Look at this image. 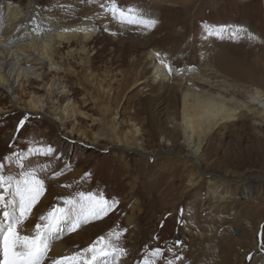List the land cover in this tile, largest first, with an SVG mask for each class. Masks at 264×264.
<instances>
[{
  "label": "rangeland",
  "instance_id": "rangeland-1",
  "mask_svg": "<svg viewBox=\"0 0 264 264\" xmlns=\"http://www.w3.org/2000/svg\"><path fill=\"white\" fill-rule=\"evenodd\" d=\"M0 2L23 11L33 4L34 10L25 16L28 27L34 28L33 19H39L50 22L55 32L86 26L96 31L85 44L77 39L62 42L54 56L60 71L65 70L59 75L71 100L87 115L86 120L76 121L78 128L87 131V140L76 134L65 137L48 119L49 109L28 110L25 102L38 86L35 80L16 89L19 106H13L0 90V109L8 110L0 115V158L12 156V162L0 161L5 163L4 174H19L13 153H27L38 146L55 149L53 156L32 155L25 161L26 169L49 166L38 173L47 191L22 229L26 234L32 233L41 215L54 206L62 207L63 199L80 192L103 193L109 201L119 202L103 219L57 240L66 249L50 258L71 255L99 236L126 230L114 241L128 251L121 264L152 260L151 249L156 247L165 252L155 264L168 260L175 264H264V140L251 131L249 121L240 118L211 135L195 161L185 157L190 151L180 137L172 146L153 136L150 128L156 122L170 134L177 133L169 118L179 82L201 88L199 78H206L213 92L226 89L228 95L252 88L251 82L225 76L222 68L233 64L256 68L258 76L264 72V0H115L121 8H139L158 21L151 30L120 25L106 15L100 5L109 7L110 0ZM210 29L219 36L210 35ZM248 35L255 38L250 42ZM149 52L159 53L158 58L172 66L166 81L152 79ZM181 70L190 73L178 79ZM45 73L44 82L49 83L53 74ZM256 85L264 90V83ZM25 117V126L16 133ZM92 118L104 121V131L118 123L119 135L131 132V123L135 124L143 147L139 151L124 145L129 150L123 151L111 148L107 141L91 143L92 133L103 128L93 126ZM61 170L63 175L50 178ZM85 173L91 175L85 177ZM191 175L192 186L188 183ZM176 240L183 242L181 247H173Z\"/></svg>",
  "mask_w": 264,
  "mask_h": 264
},
{
  "label": "bare ground",
  "instance_id": "bare-ground-1",
  "mask_svg": "<svg viewBox=\"0 0 264 264\" xmlns=\"http://www.w3.org/2000/svg\"><path fill=\"white\" fill-rule=\"evenodd\" d=\"M29 10H34L33 4H29L26 11H23L18 7H11L0 2V90L10 98L13 106H19L21 100L15 92L16 89L23 83H28V80H35L38 86L34 87L33 90L36 92L31 91L28 100L25 102L28 110L49 109L50 117L48 119L58 126L59 132H64L65 137L76 134L80 140H87V131L78 128L76 122L77 119L86 120L87 115L71 100V95L66 90L62 76L59 75L65 70L60 71V66L54 62V56L59 53L58 50L61 48L62 42L77 39L85 44L94 36L96 31L83 30L91 28L86 26L80 28L81 30L74 27L72 31L55 32L50 22L33 19V24L38 28L37 31L28 27V20H25ZM21 13L23 15H20ZM148 57L149 65L152 68V79L158 82L166 81L168 73L161 63V59L154 52H149ZM255 69L234 66L233 64L222 68L225 76L252 83V88L248 91H242L244 93L241 94L228 95L226 89L213 92L211 84L207 83L209 80H204L206 78H199V85L204 86L201 88L184 87L179 82L177 84V102L174 103L173 115L169 118L172 129L177 130V133L172 135L161 128L159 123L151 122V134L155 137L164 138L167 142L170 141L172 146L176 143L177 137H180L190 151L189 156L186 155L185 157L191 161L197 160L202 152L203 143L208 141L211 135L216 134L218 130H224L226 124L236 122L240 118L247 119L251 131L257 135L259 140H264L262 130L264 126V90L256 85L264 83V72L260 70L262 74L258 76L259 73ZM44 70L53 74L49 83L44 82L46 78V73L43 74ZM188 72V70L178 72V79L183 73L188 76ZM255 72L257 76L254 74ZM206 84H208V89ZM238 95H242L244 99L238 98ZM7 111L0 109V115ZM114 116L115 120L117 114ZM90 121L93 126L103 125V128L92 133L91 143L97 144L107 141L111 148L119 147L123 151L129 150L122 147L124 145H129L130 149L134 147L139 151L141 150L140 147H143L142 142L138 139L140 130L135 124L131 123L133 129L131 132H124L119 135L118 123L110 125L109 130L104 131L106 128L104 121L98 118H92ZM188 183L190 186L195 185L192 175L189 176ZM250 190L252 189L249 188L247 192ZM212 195H216V191H213ZM127 223H130V219ZM23 232L25 233V231ZM66 246L65 243H54L49 256L62 253Z\"/></svg>",
  "mask_w": 264,
  "mask_h": 264
},
{
  "label": "snow or ice",
  "instance_id": "snow-or-ice-1",
  "mask_svg": "<svg viewBox=\"0 0 264 264\" xmlns=\"http://www.w3.org/2000/svg\"><path fill=\"white\" fill-rule=\"evenodd\" d=\"M89 2L91 3L92 0ZM100 7L106 15H111L112 19L120 25H135L151 30L158 23L139 8L132 6L121 8L115 0H110L109 7H105L103 4ZM33 27L38 31L36 26ZM72 30L65 29V31ZM83 30L94 31L95 29L93 27ZM209 34L219 36V33L211 29ZM235 35H239V33ZM254 38L253 35L247 36L250 42ZM159 55L157 53V57ZM161 63L167 73L171 75L172 66L164 60H161ZM26 119L27 117L20 120L16 133H19L25 126ZM9 147L12 145L10 144ZM54 154L55 149L50 145L29 148L27 153H13L14 163L20 170L18 176L5 175V163L0 162V219H2L0 222V264H45L46 261H49V264H121L122 258L128 255V251L114 241H119L126 230L99 236L87 248L71 255L49 257L52 245L57 240L69 233L77 232L84 225L103 219L115 209L119 202L115 199L109 201L103 193L80 192L75 197L65 198L62 201V207L54 206L39 217L31 234L22 231L33 208L41 202L47 191L45 181L40 178L38 173L46 172L49 167L48 165H39L36 168L26 169L25 161L32 155L49 157ZM0 161L12 162V156L0 158ZM63 174V170L53 172L50 178L55 179ZM90 175V173H85V177ZM61 187H70V185H61ZM182 212L183 210H181V214ZM177 223L181 224L182 221L178 219ZM160 227H164L163 221ZM182 244V241L176 240L173 247H181ZM168 251H172V248L170 247ZM164 252L165 249L162 247L151 249V257L154 259H142L140 264H155L156 260L163 257ZM252 258L251 254L247 257L249 260ZM176 259H183V257H176ZM167 264H175V261L168 260Z\"/></svg>",
  "mask_w": 264,
  "mask_h": 264
}]
</instances>
